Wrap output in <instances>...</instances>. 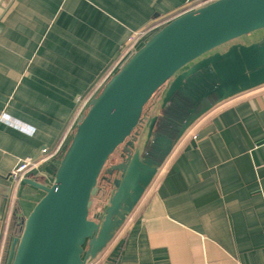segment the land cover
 Here are the masks:
<instances>
[{"label":"crops","instance_id":"crops-1","mask_svg":"<svg viewBox=\"0 0 264 264\" xmlns=\"http://www.w3.org/2000/svg\"><path fill=\"white\" fill-rule=\"evenodd\" d=\"M213 1L0 0V264L15 206L26 218L44 195L24 182L11 187L19 161L43 157L26 178L50 186L76 124L134 35ZM95 259L264 264V85L189 127Z\"/></svg>","mask_w":264,"mask_h":264},{"label":"water","instance_id":"water-1","mask_svg":"<svg viewBox=\"0 0 264 264\" xmlns=\"http://www.w3.org/2000/svg\"><path fill=\"white\" fill-rule=\"evenodd\" d=\"M241 40V42H237ZM264 85V0H216L155 32L103 85L75 126L50 186L23 221L10 264H85L112 240L189 127L217 104ZM164 87L161 115L127 143L102 209L89 218L101 171ZM143 150H145L143 152ZM143 152V153H142ZM0 191V215L5 204Z\"/></svg>","mask_w":264,"mask_h":264},{"label":"trees","instance_id":"trees-1","mask_svg":"<svg viewBox=\"0 0 264 264\" xmlns=\"http://www.w3.org/2000/svg\"><path fill=\"white\" fill-rule=\"evenodd\" d=\"M142 46V45H141ZM140 46V47H141ZM133 53H130L126 59L123 61V63L118 67V69H120L124 63L131 57ZM164 90V87L158 89L156 91V93L152 96V98L148 101V103L144 106L143 108V112H142V116H141V120L139 122V125H137L136 129L132 132V134L130 135L129 138H127L125 140V142L118 146L116 148V150L118 151L119 149V156L120 154L122 153H125V147L127 145V143H135V141L137 140V138H139V136H141L142 134V129H143V124L150 118V113L152 111H154V107L155 105L154 104H159L160 102V99H161V96H162V92ZM99 93V92H98ZM97 93V94H98ZM96 94V95H97ZM95 95V96H96ZM94 96V97H95ZM153 100V102H152ZM152 102V103H151ZM151 103V104H150ZM153 106V107H152ZM89 107V104L88 106L86 107V110L88 109ZM152 107V109H151ZM85 110V112H86ZM81 118V117H80ZM69 144V143H68ZM67 147V146H66ZM115 150V151H116ZM107 163V162H106ZM110 168V166H106V164L104 165L102 171H101V174L99 176V179H98V184H97V187L99 186V183L101 181H104V187L106 188V178L108 177V173H107V170ZM98 190H100L98 188ZM110 197V195L108 196ZM25 220L24 216L22 215L19 207L16 205L15 208H14V211L12 213V216H11V221H10V224H9V228H8V235H7V241H6V248H5V253H4V256H3V261H2V264H6V259H7V253H8V250L10 249V245L12 243L13 240H18L21 233H22V229H23V221Z\"/></svg>","mask_w":264,"mask_h":264},{"label":"built area","instance_id":"built-area-1","mask_svg":"<svg viewBox=\"0 0 264 264\" xmlns=\"http://www.w3.org/2000/svg\"><path fill=\"white\" fill-rule=\"evenodd\" d=\"M188 5L189 6H187V8L183 11V14L190 11H195L202 6L201 4H198L197 6H192L190 4ZM160 25L161 24L150 26L136 33L134 37L129 41L128 48L126 49L125 54L129 55L130 53L138 49L141 45H143L158 30V27H160ZM193 138L195 137L193 136ZM45 153H46V149H42L41 156ZM42 162H44V158L40 156L20 160L19 164L11 171L9 175V178L11 179V187L16 189V187H18L20 183L24 182V179L26 178V174L33 169H37ZM13 242L14 240L12 241L10 245V249L8 250L7 253L6 264H10L12 260V255L14 252ZM85 264H107V263L104 261L93 259V260H87Z\"/></svg>","mask_w":264,"mask_h":264},{"label":"rangeland","instance_id":"rangeland-1","mask_svg":"<svg viewBox=\"0 0 264 264\" xmlns=\"http://www.w3.org/2000/svg\"><path fill=\"white\" fill-rule=\"evenodd\" d=\"M167 24V23H166ZM165 25V23L164 24H162L160 27H158V30L161 28V27H163ZM157 30V31H158ZM156 31V32H157ZM237 42H241V40H238ZM137 50V49H136ZM135 50V51H136ZM134 51V52H135ZM134 52H132V53H134ZM117 70H118V68H117ZM152 102H153V100H152ZM151 102V103H152ZM150 103V104H151ZM155 105V104H154ZM153 107V106H152ZM152 107H151V109H152ZM154 111H155V109H154ZM154 111H152L151 112V114L153 115L154 114ZM85 113V112H84ZM83 113V114H84ZM138 129V128H137ZM136 129V130H137ZM118 151H119V149H118ZM117 150L116 151H114V153L109 157V159H108V161H107V163H106V166H110V165H112V164H114V163H117V162H119V152H118ZM55 171H56V169H55ZM98 188L100 189V190H98V192L96 193V195L95 196H93L92 197V205H91V208H90V211H89V218L90 219H94V217H95V215L98 213V212H100L106 205H107V203H108V196L110 195V191H109V189H107V188H105L104 187V181H101L100 183H99V186H98ZM31 213V212H30ZM29 213V214H30Z\"/></svg>","mask_w":264,"mask_h":264},{"label":"flooded vegetation","instance_id":"flooded-vegetation-1","mask_svg":"<svg viewBox=\"0 0 264 264\" xmlns=\"http://www.w3.org/2000/svg\"><path fill=\"white\" fill-rule=\"evenodd\" d=\"M159 104H160V102H159ZM159 104H155V107H154V109H155V111H154V114L152 115L151 113H150V117H152V116H154V115H161V113H162V110L160 109V107H159ZM145 124V123H144ZM143 124V125H144ZM139 125V124H138ZM136 129V128H135ZM142 136H145V134L143 133V134H141V136H139V138H140V140H141V137ZM136 142V141H135ZM140 142V144H142L143 143V141L141 140V141H139ZM145 150H143V152H144ZM142 152V153H143ZM125 160H126V153H122V154H120V156H119V162H117V163H114V164H112V165H110V168L107 170V173L108 172H110V171H112V167L113 166H115V165H117V164H121V163H123V162H125ZM119 176H120V173H118L117 171H113L112 172V174L110 175V174H108V177L106 178V188L107 189H109V191H110V193L112 192V190L114 189V187H113V185H112V181L115 179V178H119ZM102 217H103V215H102V210L100 211V212H98L96 215H95V217H94V220H96V221H101L102 220Z\"/></svg>","mask_w":264,"mask_h":264}]
</instances>
